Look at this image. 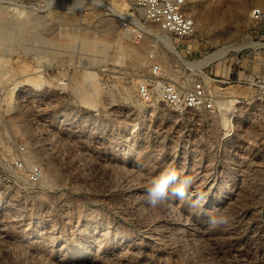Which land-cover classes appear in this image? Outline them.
I'll return each mask as SVG.
<instances>
[{
    "label": "rangeland",
    "instance_id": "obj_1",
    "mask_svg": "<svg viewBox=\"0 0 264 264\" xmlns=\"http://www.w3.org/2000/svg\"><path fill=\"white\" fill-rule=\"evenodd\" d=\"M48 1L38 12L45 0H0V66L12 71L0 72V85L44 84L5 126L29 142L47 175L30 185L0 163V264H264V142L257 155L242 156L238 135L226 144L217 139L227 125L224 92L248 89L220 90L213 113L178 112L137 92L152 49L173 82L222 74L229 51L207 65L194 61L244 39L251 11L264 4L194 0L204 15L195 34L169 33L179 57L152 23L155 36L140 40L123 28L135 11L127 0ZM45 61L50 78L40 72ZM87 71L100 86L94 102L77 83ZM63 77L61 93L55 81ZM55 111L66 119L51 120ZM165 170L191 180L188 195L172 196L170 185L168 200L151 207L146 189Z\"/></svg>",
    "mask_w": 264,
    "mask_h": 264
},
{
    "label": "built area",
    "instance_id": "obj_2",
    "mask_svg": "<svg viewBox=\"0 0 264 264\" xmlns=\"http://www.w3.org/2000/svg\"><path fill=\"white\" fill-rule=\"evenodd\" d=\"M135 9L133 14L124 16L122 26L127 31H132L137 40L146 36L154 37L155 33L149 28V22L158 24L163 30L171 33L179 39L192 37L196 32V24L193 18L185 13L187 0H127ZM49 1L45 5H37L38 12L46 11ZM138 13V14H137ZM247 38L255 40L257 46H249L238 51H231L230 55L251 56L264 54V6L255 7L251 11V24ZM150 64L144 78L138 84L137 92L141 99L150 100L154 97L165 108L178 112L205 110L215 112L218 106V99L221 97L220 90L229 87H241L248 89L247 94L224 92V97L234 99V109L228 118L226 128L221 134L220 142L228 143L236 135L241 139L240 153L245 155H257L258 142H264V70L261 72H245L235 78L208 74L207 78L201 76L187 86L173 82L158 59L155 50L152 49L148 55ZM43 69L40 70L42 78H50L48 62L45 61ZM188 68V67H187ZM190 71L194 69L188 68ZM197 70V69H196ZM203 73V71H201ZM207 75V74H205ZM56 85L67 90L68 80L59 78ZM45 83V82H44ZM225 86V87H223ZM44 84H27L23 82H12L8 85H0V163H10L18 174L25 177L30 184L40 182L43 171L39 163L31 158L29 142L22 140L19 136L11 135L5 124L7 121L18 115L22 104H32L33 99L43 90ZM35 113L31 119H35ZM51 120L66 119L61 112L49 113ZM247 126L244 129V124ZM255 127H257L256 130ZM6 141L10 142L7 149ZM247 149H249L247 151ZM248 157V156H247Z\"/></svg>",
    "mask_w": 264,
    "mask_h": 264
},
{
    "label": "bare ground",
    "instance_id": "obj_3",
    "mask_svg": "<svg viewBox=\"0 0 264 264\" xmlns=\"http://www.w3.org/2000/svg\"><path fill=\"white\" fill-rule=\"evenodd\" d=\"M263 4H264V0H258L257 5H263ZM198 7L199 6H197V4L194 2V0H187V5H186L185 13H186L187 16H189V17H191V18L194 19L195 24H196V28H197L198 22H200L204 18V15H203L202 11L199 10ZM236 16H237V14H236ZM238 16H240V15L238 14ZM250 20H251V17H250ZM236 21H237V19H236ZM152 24L154 25V27L156 28V30L161 33V36L162 37L163 36L165 37V42H166L168 48L172 49L179 57H182V54L178 50V46H176L175 42L172 40L171 35L167 31L163 30L160 25L155 24V23H152ZM221 33H223V32H221ZM248 34H249L248 32L245 34L244 39L241 38L242 41H241V39H239V40L237 39L236 41L225 42V43H219V44H217V49L213 53H210L209 55H205L200 60H195L194 63L196 64V66L207 65L208 63L212 62L216 58H219L221 56H224L228 51L230 53L231 51H238V50H241V49L246 48V47H249V46H257L258 43L255 40L250 39V38H247L248 37ZM223 35L225 36V37L223 36V38H227L226 36H229V33L226 32ZM220 36L222 37V34ZM84 46L85 47H92V48L100 49V50H104L105 49V45L104 44L96 45V44H91L88 41H85L84 42ZM136 58L138 59L137 60V65H141V63H143L142 60L140 61L139 56H137V55H136ZM3 59L5 60V58H3ZM6 69H4L3 67L0 66V72L3 71L5 73V75L8 72L9 73L12 72V71H6ZM28 69H30V68H28ZM95 75L96 74L94 72L87 71V72H85V74H83L82 78L77 81V83H80L81 84L80 87H81V95H82V98L85 101H88V102H94L95 98L98 97L99 94H101L100 93V86L97 83V81L94 80V76ZM226 99H229V100H225L223 102L224 105L222 104V108L221 109H222L223 114L229 118V116L232 113L235 105H234V99L233 98H227L226 97ZM228 118L226 119L227 122H228ZM227 122H226V124H227ZM43 177L46 178L47 175L44 174Z\"/></svg>",
    "mask_w": 264,
    "mask_h": 264
},
{
    "label": "clouds",
    "instance_id": "obj_4",
    "mask_svg": "<svg viewBox=\"0 0 264 264\" xmlns=\"http://www.w3.org/2000/svg\"><path fill=\"white\" fill-rule=\"evenodd\" d=\"M76 0H73L70 7L74 6ZM179 181V183H177ZM191 180L188 178L180 179L176 170H165L158 177L152 179L150 186L146 189V203L151 207H157L168 200L169 187L171 188V195L178 199H185L188 195L187 187L190 185ZM213 224L217 223L216 220L212 221Z\"/></svg>",
    "mask_w": 264,
    "mask_h": 264
},
{
    "label": "crops",
    "instance_id": "obj_5",
    "mask_svg": "<svg viewBox=\"0 0 264 264\" xmlns=\"http://www.w3.org/2000/svg\"><path fill=\"white\" fill-rule=\"evenodd\" d=\"M223 61L221 65L223 72L216 75L235 78L245 72H262L264 70V59L260 55L237 56L236 58L229 56Z\"/></svg>",
    "mask_w": 264,
    "mask_h": 264
}]
</instances>
